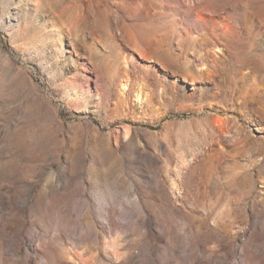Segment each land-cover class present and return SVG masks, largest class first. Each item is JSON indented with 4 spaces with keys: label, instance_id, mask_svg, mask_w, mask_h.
Here are the masks:
<instances>
[{
    "label": "rangeland",
    "instance_id": "rangeland-1",
    "mask_svg": "<svg viewBox=\"0 0 264 264\" xmlns=\"http://www.w3.org/2000/svg\"><path fill=\"white\" fill-rule=\"evenodd\" d=\"M43 240L264 264V0H0V264Z\"/></svg>",
    "mask_w": 264,
    "mask_h": 264
},
{
    "label": "bare ground",
    "instance_id": "bare-ground-1",
    "mask_svg": "<svg viewBox=\"0 0 264 264\" xmlns=\"http://www.w3.org/2000/svg\"><path fill=\"white\" fill-rule=\"evenodd\" d=\"M121 88L123 93H127L130 91L129 82H123L121 84ZM136 99L138 102L142 101L141 94L138 93L136 95ZM128 130V129H127ZM128 132V131H127ZM41 245V249H39V253L41 256H43L44 261L41 262V264H72L70 262H66L64 258L68 259V256H65L63 254H59L56 250V247L54 246V242L50 240H43Z\"/></svg>",
    "mask_w": 264,
    "mask_h": 264
}]
</instances>
